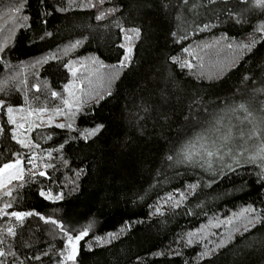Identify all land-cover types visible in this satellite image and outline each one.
<instances>
[{"label": "trees", "instance_id": "1", "mask_svg": "<svg viewBox=\"0 0 264 264\" xmlns=\"http://www.w3.org/2000/svg\"><path fill=\"white\" fill-rule=\"evenodd\" d=\"M87 3L0 0V166L24 164L0 187V264H264L260 163L207 171L174 146L195 118L196 129L215 111L227 120L231 102L236 120L245 104L264 126V8ZM107 9L116 10L96 19ZM90 218L94 229L66 258L68 236Z\"/></svg>", "mask_w": 264, "mask_h": 264}, {"label": "rangeland", "instance_id": "2", "mask_svg": "<svg viewBox=\"0 0 264 264\" xmlns=\"http://www.w3.org/2000/svg\"><path fill=\"white\" fill-rule=\"evenodd\" d=\"M126 48H131V46L127 45ZM196 56L198 58L204 57L205 50L199 48L196 51ZM223 60L227 63L231 62L230 55H225ZM231 104L232 105L230 107L226 108V116H228L227 120L220 116V111H215V114L213 115L215 116V119L206 123L207 127L205 129H196V118L193 120V126L191 124V127H188L189 129L186 128L184 135H182L183 137H180L174 144L177 152V159H183L184 161H187L183 157V150H185L189 142H196L197 138L200 136H203L205 139L196 143V151H198L200 155L196 156L192 163L202 166L207 171H214L218 163H220L222 166L234 165V158H239L243 161L248 157L259 155L261 148H264V126H260L254 122H252V124L248 125L246 128V130L254 128L257 133L251 139H248L247 137L240 138L237 135V129L235 127L232 128V139L228 141L227 146H222L224 142L221 139H218L219 136H222L227 132L228 126L236 125L238 123V120H236V118L233 116V113L236 110V104L233 102H231ZM217 120H222V124L217 125ZM216 128H219L220 131L216 132ZM213 141H215V145H213ZM201 143H203L206 148L214 152L217 151V148H219V153L221 154L226 153L230 148L234 153V157L224 155L223 160L219 158V155L208 157L204 154V149L200 147ZM17 160L20 161L19 165L14 168L4 169L5 164H15ZM17 160L8 161L0 166V187L22 177L24 166L23 160ZM257 161L260 163L259 159H257ZM209 164H211V166H209ZM94 227L95 219L90 218L82 225L81 230L79 231L82 232L85 228H87L88 231H92ZM74 238L75 236H73V239ZM66 242L67 243L63 248V253L67 258L71 254V247L68 245V240H66Z\"/></svg>", "mask_w": 264, "mask_h": 264}, {"label": "snow or ice", "instance_id": "3", "mask_svg": "<svg viewBox=\"0 0 264 264\" xmlns=\"http://www.w3.org/2000/svg\"><path fill=\"white\" fill-rule=\"evenodd\" d=\"M106 2V0H96V4H93L92 3V0H88V3L85 5L86 7H89V8H93V7H96L97 5H103L104 3ZM255 5L256 7H259V8H264V0H255ZM116 9H107V10H101L100 13L96 16V19L98 20H102L105 18V16L107 14H111L115 11ZM26 19V18H25ZM262 31H264V26H262L261 28ZM132 33H134V35L136 37H139L140 35V31L138 29H131L130 30ZM127 39H131V37H126ZM80 42L78 41L77 44H79ZM75 47V45L73 46ZM245 48H248L249 50L251 49V45H244ZM0 51H3L2 48H0ZM129 55H126L124 57V60L121 62V67H124V66H127V61L130 59V54L132 52V49L131 48H128L127 49ZM185 51H187V49H185ZM190 66V65H189ZM0 91H3V88H0ZM110 94V93H109ZM53 95H56V93H53ZM100 99H103V97H100ZM65 104L68 105V107H71V105L68 103V101H65ZM4 106V101L3 100H0V107H3ZM239 109L241 112L244 113V116H243V119H238V123L236 125H230L228 126V130L225 134H223L222 136H219L218 139H221L224 143L222 146H227L228 144V141H230L232 139V128L235 127L237 129V135L240 137V138H244V137H247L248 139H251L253 136H255L257 133L256 131L253 129H248L246 130L247 126L248 125H251L252 124V118H251V112L249 111V109L247 108V106L245 104H240L239 105ZM7 112L9 114V123H12V124H15V120L12 118L11 114L13 112V108L12 107H7ZM57 114H60L59 111L57 112ZM262 119H264V110H262ZM222 120H217L216 121V124L217 125H220L222 124ZM58 127H65L66 125H57ZM22 127V125H21ZM67 127H71V125H67ZM103 126L100 125L98 126L97 128L93 129L92 131L88 132V135L91 136V135H95L97 132L100 131V129L102 128ZM220 129L219 128H216V132H219ZM13 139H16L15 136H13ZM205 138L203 136H200L197 138V141L196 142H189L188 145L186 146L185 150H183V157L185 160H187L188 162H193L194 161V158L196 156H199L200 153L198 151H196V143L197 142H200L202 140H204ZM19 143H21L24 147H28L27 144H25L23 141H18ZM213 145H215V141H213ZM200 147L204 149V154L208 157H212V156H217L219 155V158L221 160H223V156L224 155H229V156H233L234 157V153L232 152V150L229 148V150L226 152V153H219V148H217V151H211L209 150L208 148L205 147V145L203 143L200 144ZM242 155V153H241ZM169 159H171V157H169ZM257 159H259L260 161V167L261 169H264V148H261L260 150V153L258 156H251V157H248L247 159L245 160H240L239 158H234V163L237 167H240L242 166L243 164H253L255 165L256 164V161ZM20 161L17 160L15 164H5L4 165V169H10V168H14L16 167L17 165H19ZM209 166H211V164H209ZM229 168L232 167V165H227ZM41 175H44V173H40ZM8 195H10L11 193L8 192L6 193ZM41 195H44V193H41ZM62 197L60 196H57L56 199H61ZM256 210L255 209H252V208H246L244 209V212L245 213H253L255 212ZM13 216H15L18 220H21L23 219V216L24 215H33V213H27V214H22V213H12ZM261 220V217L259 215H257L255 217V221L258 223L260 222ZM52 223H56L55 221H52ZM249 223H252V221H249ZM253 227L255 226V224L253 223L252 225ZM246 230H249L246 228ZM8 233L10 235H14L12 229H8ZM88 235V229L85 228L82 232H80V234L76 235L75 238L73 239V237L71 235L68 236V245L71 247V254L67 257L68 259H72L74 260L75 259V255H76V252H77V243L84 237V236H87ZM5 253L3 251H0V257L4 256ZM202 255H209V253L205 252L203 253Z\"/></svg>", "mask_w": 264, "mask_h": 264}]
</instances>
